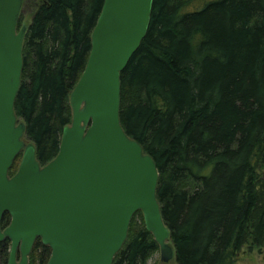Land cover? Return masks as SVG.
I'll use <instances>...</instances> for the list:
<instances>
[{"label": "trees", "instance_id": "trees-1", "mask_svg": "<svg viewBox=\"0 0 264 264\" xmlns=\"http://www.w3.org/2000/svg\"><path fill=\"white\" fill-rule=\"evenodd\" d=\"M31 2V3H30ZM103 0H23L13 111L41 166L71 124ZM146 33L120 72L119 119L157 167L156 198L177 264H234L264 245V0H152ZM16 30L21 29V13ZM22 151L8 169L14 175ZM11 216L5 212L0 227ZM111 264H154L141 210ZM10 239L0 241L8 264ZM27 264H47L37 237Z\"/></svg>", "mask_w": 264, "mask_h": 264}, {"label": "water", "instance_id": "water-1", "mask_svg": "<svg viewBox=\"0 0 264 264\" xmlns=\"http://www.w3.org/2000/svg\"><path fill=\"white\" fill-rule=\"evenodd\" d=\"M22 2L0 0V221L5 212L11 216L0 227V241L10 239L8 264H27L37 237L51 248L47 264H111L137 210L161 259L171 260L174 248L155 196L156 163L118 117L120 72L146 33L152 0H103L91 52L69 95L72 122L55 157L41 167L13 111L22 70L25 25L16 30ZM20 151L18 170L9 176Z\"/></svg>", "mask_w": 264, "mask_h": 264}, {"label": "rangeland", "instance_id": "rangeland-1", "mask_svg": "<svg viewBox=\"0 0 264 264\" xmlns=\"http://www.w3.org/2000/svg\"><path fill=\"white\" fill-rule=\"evenodd\" d=\"M21 9L22 24L27 25L31 21V8L27 5H22ZM148 262L154 264H177L175 257L171 258L169 261H163L159 255V249L151 255ZM234 264H264V245L260 248H252L251 250H249L247 246H244L240 250V254Z\"/></svg>", "mask_w": 264, "mask_h": 264}]
</instances>
